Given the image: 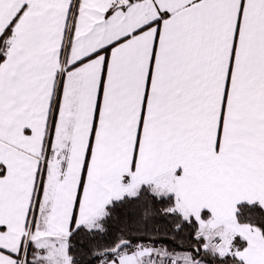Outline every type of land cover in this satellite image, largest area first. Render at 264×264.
Listing matches in <instances>:
<instances>
[{
    "label": "snow or ice",
    "instance_id": "snow-or-ice-1",
    "mask_svg": "<svg viewBox=\"0 0 264 264\" xmlns=\"http://www.w3.org/2000/svg\"><path fill=\"white\" fill-rule=\"evenodd\" d=\"M0 264H264V0H0Z\"/></svg>",
    "mask_w": 264,
    "mask_h": 264
}]
</instances>
